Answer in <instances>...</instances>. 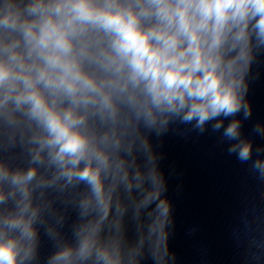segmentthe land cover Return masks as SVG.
Masks as SVG:
<instances>
[{"label":"clouds","instance_id":"obj_1","mask_svg":"<svg viewBox=\"0 0 264 264\" xmlns=\"http://www.w3.org/2000/svg\"><path fill=\"white\" fill-rule=\"evenodd\" d=\"M253 41L264 46V0H0V127L17 128L23 120L34 125L32 162L43 164L46 152L56 179L90 189L82 215L92 208L100 214L81 225L76 243L59 247L48 264H124L119 243L99 239L116 181L132 188L116 151L121 109L148 127L179 117L202 130L242 108L247 117L242 92ZM90 118L105 130L90 127ZM239 129L232 121L223 135L238 140ZM229 151L241 161L251 158L244 141ZM254 167L264 175V161ZM36 176L35 167L10 171L0 164V187L10 188L0 190V204H14L0 213V264L33 258ZM109 177L113 183L106 189ZM135 179L139 189L144 178L137 172ZM148 179L154 188L144 192L141 204L157 202L149 236L158 233L159 251L169 204L160 199L155 171Z\"/></svg>","mask_w":264,"mask_h":264},{"label":"water","instance_id":"obj_2","mask_svg":"<svg viewBox=\"0 0 264 264\" xmlns=\"http://www.w3.org/2000/svg\"><path fill=\"white\" fill-rule=\"evenodd\" d=\"M252 57L242 92L250 111L247 117L242 108L234 116L207 122L202 130L195 121L179 117L148 127L133 112L121 109V143L116 151L132 188L116 181L99 239L118 242L124 264H264V175L254 167L257 160L264 161V46L253 41ZM232 121L240 123L238 140L223 135ZM218 122L222 127L215 130ZM89 126L105 130L95 118H90ZM35 131L34 125L23 121L10 171L37 169L31 185L32 205L39 210L34 224L37 237L28 264H48L59 247L76 243L81 225L97 221L100 214L92 208L82 215L80 205L91 196L90 189L84 182L56 179L57 170L48 165L46 152L43 164L32 162L29 141ZM240 141L251 145L247 161L229 151ZM153 171L162 182L160 199L169 204L166 239L159 251L158 233L149 236L157 202L141 204L144 192L154 188L148 179ZM137 172L144 178L139 189ZM112 183L111 177L106 179V189ZM8 191L6 184L4 192ZM13 207L8 199L0 204V213Z\"/></svg>","mask_w":264,"mask_h":264}]
</instances>
